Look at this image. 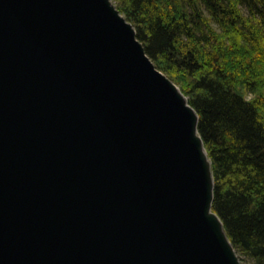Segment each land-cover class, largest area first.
Wrapping results in <instances>:
<instances>
[{
    "label": "water",
    "instance_id": "obj_1",
    "mask_svg": "<svg viewBox=\"0 0 264 264\" xmlns=\"http://www.w3.org/2000/svg\"><path fill=\"white\" fill-rule=\"evenodd\" d=\"M198 120L111 0H0V264H242Z\"/></svg>",
    "mask_w": 264,
    "mask_h": 264
},
{
    "label": "trees",
    "instance_id": "obj_2",
    "mask_svg": "<svg viewBox=\"0 0 264 264\" xmlns=\"http://www.w3.org/2000/svg\"><path fill=\"white\" fill-rule=\"evenodd\" d=\"M195 108L218 214L242 264H264V0H113Z\"/></svg>",
    "mask_w": 264,
    "mask_h": 264
},
{
    "label": "rangeland",
    "instance_id": "obj_3",
    "mask_svg": "<svg viewBox=\"0 0 264 264\" xmlns=\"http://www.w3.org/2000/svg\"><path fill=\"white\" fill-rule=\"evenodd\" d=\"M113 3H114V1L113 0H111ZM114 5H115V3H114ZM116 7V6H115ZM181 90V89H180Z\"/></svg>",
    "mask_w": 264,
    "mask_h": 264
}]
</instances>
